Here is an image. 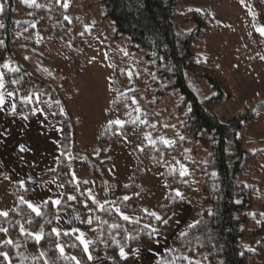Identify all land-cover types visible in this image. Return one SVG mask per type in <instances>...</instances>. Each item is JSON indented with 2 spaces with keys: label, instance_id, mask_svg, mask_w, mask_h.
Listing matches in <instances>:
<instances>
[{
  "label": "trees",
  "instance_id": "1",
  "mask_svg": "<svg viewBox=\"0 0 264 264\" xmlns=\"http://www.w3.org/2000/svg\"><path fill=\"white\" fill-rule=\"evenodd\" d=\"M70 1L73 11L94 14V29L78 33V24L59 0H0V88L14 105V112L3 115L31 121L38 108L45 129L59 128L56 166L36 182L55 179L62 190L60 199L50 198L34 210L28 203L32 182L11 188V208L0 215V264H135L134 250L148 251L163 241L166 249L150 264L262 261L264 175L258 155L264 153V141L253 142L242 130L264 116V96L237 114L229 113L233 94L210 66L214 59L202 54L212 17L185 9L180 0ZM44 36L77 72L86 65L65 43L85 48L96 37L105 43L114 96L107 110L122 124L97 130V158L79 148L71 109L75 96L66 80L52 83L25 56L50 61L40 44ZM123 141L137 165L130 183L119 189L127 195L133 189L140 193L114 198L117 187L106 174L111 166L107 151ZM82 161L106 198L100 207L88 197L86 185L73 179ZM143 163L162 170L167 191L154 214L139 207L146 192ZM11 175H0V182ZM194 184L198 219L176 231V217ZM57 224L62 226L59 233L54 231Z\"/></svg>",
  "mask_w": 264,
  "mask_h": 264
},
{
  "label": "rangeland",
  "instance_id": "2",
  "mask_svg": "<svg viewBox=\"0 0 264 264\" xmlns=\"http://www.w3.org/2000/svg\"><path fill=\"white\" fill-rule=\"evenodd\" d=\"M59 1L65 8L68 17L78 24L76 28L78 33L85 28L89 29L88 31L94 29L96 19L92 12L84 9L74 10V12L70 0ZM180 2L185 9L205 11L214 20L212 31L204 38L202 54L205 57L214 59L210 66L218 70L233 94L234 98L227 106L229 113L231 115L237 114L248 102L263 97L264 0H180ZM105 28L108 29L109 27ZM73 30L72 25L69 32L72 33ZM105 31L103 30L100 34H105ZM96 38L100 41L92 40L85 48L65 43L66 50L76 58L79 64L86 65V68L80 69V72H77L76 66L63 55L56 43L45 36L40 44L44 47V53L50 57L49 62H45L35 55L25 54L33 68L44 78L54 84H60L63 80H66L69 89L75 96L71 109L78 128L77 140L79 148L95 158L98 157L96 145L97 130L101 126L108 124H122L121 118L115 114H110L107 110L114 97L110 87L111 69L105 43L101 40L102 38ZM121 42L124 43V41ZM117 47L119 45L114 50ZM122 55L123 52L117 50L116 56L122 57ZM3 110L9 112L8 107L4 104ZM33 113L35 120L32 124L36 131L38 126L36 123L39 119H43V116L38 108H35ZM47 131L49 132L38 133H40L41 138L43 137L51 143L49 150H44L42 155L37 151L32 153L29 158L26 155L17 157L19 163L29 167L28 176L33 180L40 178L44 173L50 172L56 164L59 129L57 126H52ZM242 134L253 142L264 141V116H257L255 122L243 128ZM47 136H50V140ZM166 144L171 148L173 140L169 139ZM8 148L13 149V140L8 145ZM17 149L23 151V146L18 145ZM6 153L4 149L1 156L3 165H1L0 175L6 176L7 172L12 175L0 182V215H6L11 208L13 200L11 188L18 180L13 178V153L10 156ZM107 159L111 166L106 174L117 187L114 198H127L131 194H139L140 191L138 189H133L128 195L119 189L121 186L130 183V175L137 165L136 160L129 152L128 142L123 141L120 145L109 147ZM258 161L264 175V153L258 155ZM18 167H15V170ZM140 168L143 172L142 184L146 192L140 198L139 207L147 214H154L155 206L167 194L162 170L152 168L147 163H143ZM180 169L182 174H187L184 166H181ZM73 179L86 185L87 195L96 207H100L106 202L103 192L90 179L87 166L83 161L78 163ZM41 185L52 193H56L61 189L55 179L47 180ZM39 189H42V187H39ZM29 196L32 198L31 204L36 206L33 208L34 210H38V205L46 200L44 194L43 197L36 200L38 192L33 185L29 189ZM197 197L198 188L194 184L190 195L186 199V203L182 205L176 217V231L183 230V228L196 223L198 207L193 206V201ZM50 198L57 200L56 196H51ZM61 230V224H57L54 228L56 233ZM159 244L167 245V241ZM161 250L159 248V251L153 252V255ZM139 251L140 249L135 251L138 261L144 258L139 256ZM97 264L104 263L100 262ZM249 264H264V259L262 261H251Z\"/></svg>",
  "mask_w": 264,
  "mask_h": 264
},
{
  "label": "crops",
  "instance_id": "3",
  "mask_svg": "<svg viewBox=\"0 0 264 264\" xmlns=\"http://www.w3.org/2000/svg\"><path fill=\"white\" fill-rule=\"evenodd\" d=\"M3 104L8 107L9 112H14V105L12 102V97L10 94H8L4 88V86H1L0 88V170L1 165H3V161H1V156L4 152V149L9 154V156L13 153V178H17V182L15 184H20L25 181L32 182V185L37 188L38 196L36 197V200L43 197V194L45 195V199L43 202L50 199L52 196H56L57 199H60L62 196V190L60 189L56 193H52L46 189L43 188L41 184H37L36 180H33L31 177L28 176L29 167H26L24 164H21L18 162L17 157L21 156L24 157H30L32 153L39 152L40 155L44 153V150H49L51 143L48 140H45V138H41L40 133L38 132H49L47 131L49 128L45 129L43 124V119H39V121L36 123L38 124L37 130L35 131L34 125L32 124L35 120V116L31 121H28L24 118H7L3 115V113H6V110H3ZM43 124V126H41ZM59 129V128H58ZM50 140V136H47ZM59 139H60V130H59ZM13 140V149L8 148V145L12 143ZM18 145L23 146V151H20L17 149ZM59 152V141H58V148ZM25 152V153H23ZM6 153V154H7ZM58 157V153H57ZM57 162V159H56ZM18 167L17 170H15V167ZM56 166V164H55ZM54 166V168H55ZM53 168V169H54ZM52 169V170H53ZM51 170V171H52ZM50 171V172H51ZM8 175L11 174L10 172H7ZM49 173V172H48ZM47 174V173H46ZM17 175V177H16ZM43 175V174H42ZM45 175V173H44ZM10 177V176H9ZM39 187H42V189H39ZM48 198V199H47ZM32 198L29 196V206L33 209L36 206H33L31 204ZM41 202L38 207L43 203ZM36 205V204H34ZM176 226V223H175ZM164 242V241H163ZM161 243V242H160ZM168 243V242H167ZM159 244V243H158ZM157 244V245H158ZM155 245L148 251L140 250L138 252L139 256L144 257L142 260L136 259V253L133 251V256L135 260V264H150L155 259L158 258V256L166 249V244H159L158 246ZM159 248L162 249L159 253H156L153 255V252H158ZM153 255V256H152ZM126 254L123 252V255L121 253L122 259L125 258Z\"/></svg>",
  "mask_w": 264,
  "mask_h": 264
}]
</instances>
